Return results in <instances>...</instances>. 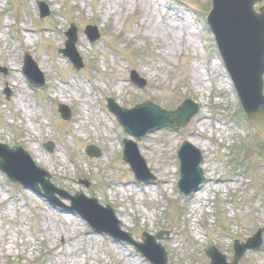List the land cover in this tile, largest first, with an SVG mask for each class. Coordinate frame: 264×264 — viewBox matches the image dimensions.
I'll return each instance as SVG.
<instances>
[{
    "label": "rangeland",
    "instance_id": "374dc122",
    "mask_svg": "<svg viewBox=\"0 0 264 264\" xmlns=\"http://www.w3.org/2000/svg\"><path fill=\"white\" fill-rule=\"evenodd\" d=\"M102 1L0 0V68L6 71L0 73V144L29 152L55 187L110 206L120 230L135 241L142 242L143 234L166 233L155 241L169 264H208L202 250L210 247L231 261L234 242H245L259 229L262 248L248 251L238 264H264L263 143L238 117L234 88L202 19L211 0ZM40 3L49 10L42 18ZM71 24L84 64L78 71L61 52ZM88 26L96 28L97 40L87 37ZM188 39L197 48L188 50ZM25 54L45 77L39 92L17 71ZM195 69L207 85L204 92L194 87ZM132 71L146 82L144 88L130 81ZM186 95L204 106L186 128L157 130L136 141L159 182L137 184L121 157L124 138L134 137L107 110V100L125 109L152 102L175 111ZM59 106L70 110L65 118L70 121L63 120ZM181 139L199 143L204 176L211 182L208 190L205 182L189 198L176 188ZM48 143L54 145L52 153L45 148ZM91 145L101 150L100 158L86 155ZM243 147L248 153L241 166L237 157ZM238 168L245 169L243 176ZM219 177L224 181L217 184ZM0 245L5 246L0 264H52L61 252L79 261L88 254L87 264H150L132 245L92 232L77 213L12 184L1 171Z\"/></svg>",
    "mask_w": 264,
    "mask_h": 264
},
{
    "label": "water",
    "instance_id": "95a60500",
    "mask_svg": "<svg viewBox=\"0 0 264 264\" xmlns=\"http://www.w3.org/2000/svg\"><path fill=\"white\" fill-rule=\"evenodd\" d=\"M261 0H214L215 9L209 18V23L217 35L220 48L226 60L229 70L238 89L239 97L242 101L247 118L250 119L256 131L264 137V97H263V76H264V9L261 14H253L252 10ZM243 11L245 22L239 18L237 11ZM253 22V27L251 23ZM256 32L258 36L251 39H244V35L248 32ZM70 44L73 46L75 42V32L72 33ZM242 49L248 50V53L238 54ZM146 114L155 116L157 121L151 125L159 128L165 125L171 128H178L182 124L177 113L165 114L159 109L152 106H144ZM192 115V114H189ZM173 118L172 120L170 118ZM189 117V116H187ZM154 120V119H153ZM152 120V121H153ZM129 131L135 135L146 133V124L143 123L138 127L131 124L126 125ZM132 126V127H131ZM130 145V144H129ZM6 150V149H4ZM20 152V151H18ZM2 151L0 152V154ZM12 151L10 152V154ZM183 161V180L189 168L193 169L197 174L193 185L189 190H194L203 181V176L199 171L201 158L196 155L195 161L191 164L185 153L181 155ZM132 163L130 158H125ZM0 168L15 182H21L37 188V181L33 177L19 173L11 165L7 164L0 158ZM43 176L44 173H43ZM47 198L53 201L51 192L45 193ZM101 229V228H100ZM99 229V230H100ZM109 232V230L106 229ZM251 247V246H247ZM247 247L242 248L237 259L245 252ZM210 256L213 258V264H225V258L220 256L218 252L211 251ZM152 259V258H151ZM155 264H162L151 260ZM165 261V256L163 260ZM237 260L235 261L236 264Z\"/></svg>",
    "mask_w": 264,
    "mask_h": 264
},
{
    "label": "bare ground",
    "instance_id": "6f19581e",
    "mask_svg": "<svg viewBox=\"0 0 264 264\" xmlns=\"http://www.w3.org/2000/svg\"><path fill=\"white\" fill-rule=\"evenodd\" d=\"M121 1L122 0H119V2H121ZM143 1L147 2V4L151 3L150 0H143ZM103 2H105V0H103L102 3ZM155 13H156V9L151 11V18L154 17ZM159 26H160V24L155 26V28H154L155 31L159 30ZM251 27H253V24H251ZM256 36H258V34L256 32L252 31V32L246 33L244 35V39H251V37H256ZM186 46L188 47V50H189L191 46H193L194 48H197L198 44H196L195 40L188 39V42H187ZM202 77L203 76L198 71V69H195L194 87L197 90V93L200 92V91L204 92L205 88L207 87V85L205 84L204 78H202ZM31 111L33 113V110H31ZM201 122H202V124L205 123L204 121H201ZM197 144H199V143L196 142L195 145H197ZM207 183H208V181H207ZM204 197H207V194H205ZM192 210L195 211L196 208L193 207ZM196 234L198 235V233H196ZM198 238H199V236H198ZM4 253H5V246L4 245H0V254L4 255ZM53 258H54V260L52 261V264H87L89 255L86 254L84 260H82V261H79V260H81L79 258V256L75 255V257H71V255H67V254H64L62 252L60 253V255H54ZM127 262H129V260Z\"/></svg>",
    "mask_w": 264,
    "mask_h": 264
}]
</instances>
